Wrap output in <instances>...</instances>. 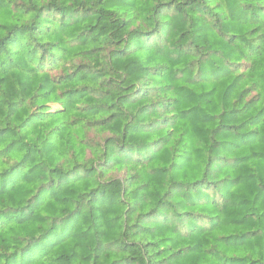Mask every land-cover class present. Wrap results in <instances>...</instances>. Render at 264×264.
<instances>
[{"label": "trees", "instance_id": "16d2710c", "mask_svg": "<svg viewBox=\"0 0 264 264\" xmlns=\"http://www.w3.org/2000/svg\"><path fill=\"white\" fill-rule=\"evenodd\" d=\"M0 264H264V0H0Z\"/></svg>", "mask_w": 264, "mask_h": 264}]
</instances>
